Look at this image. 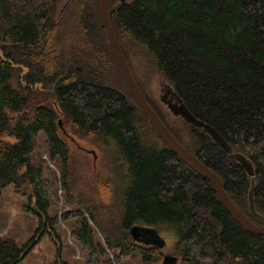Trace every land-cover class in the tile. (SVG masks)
<instances>
[{
	"label": "trees",
	"instance_id": "16d2710c",
	"mask_svg": "<svg viewBox=\"0 0 264 264\" xmlns=\"http://www.w3.org/2000/svg\"><path fill=\"white\" fill-rule=\"evenodd\" d=\"M57 1L0 0V191L29 185L40 223L56 221L38 186L41 168L31 161L33 139L42 132L61 171L63 200L73 206L62 219L79 218L77 237L91 245L96 233L98 252H111L95 264H117L137 249L141 264L162 262L161 247L133 240V225L163 227L175 239L177 264H264V234L229 215L213 183L165 144L135 104L99 0H65L60 7ZM108 2L115 4L110 21L133 76L160 74L192 115L250 161L253 176L204 128L180 116L170 123L135 76L172 135L262 225L250 214L247 194L253 178L255 210L264 216V0ZM59 118L98 149L103 173L95 182L74 165ZM27 247L0 235V264H17Z\"/></svg>",
	"mask_w": 264,
	"mask_h": 264
},
{
	"label": "rangeland",
	"instance_id": "374dc122",
	"mask_svg": "<svg viewBox=\"0 0 264 264\" xmlns=\"http://www.w3.org/2000/svg\"><path fill=\"white\" fill-rule=\"evenodd\" d=\"M64 1L58 0L57 7H60ZM108 6H111L109 2ZM106 70L108 71V67ZM135 76L140 87L166 114L169 122L179 123L176 121L178 120L176 116L170 113L167 106L159 98V94L163 93L164 85L168 84L167 81L154 71L143 73L138 71ZM110 84L113 85L112 82ZM58 121H60V127L65 125L63 131L65 130L67 133L74 165L81 170L82 175L88 181L95 182L103 173V163L98 149L90 142L73 136L69 131L68 124H63L61 118ZM33 143L31 161L41 168V176L37 179L38 186L41 187L42 194L46 199L48 215L55 218L56 221L50 226H47L46 219H44L43 224L40 223L39 209L33 202V189L29 185L14 187L9 184L1 189L0 235L12 239L20 249L28 246L25 250L26 253L22 255L17 264H60L61 262L95 264L99 259L107 258L111 252L108 250L104 254L98 252V246L102 244V241L96 233L93 234L91 245L88 240H81L77 237L75 230L79 218L62 219L63 211L69 210L73 206L63 200L59 165L49 158L42 132L36 134ZM144 227L153 230L150 226L144 225ZM44 229L47 231L43 232ZM154 230L158 233L157 236L165 242L161 247L164 255L176 256L178 262L179 257L174 254L175 239L166 234L163 227H156ZM117 264H141L139 250L137 249L130 255L123 257Z\"/></svg>",
	"mask_w": 264,
	"mask_h": 264
},
{
	"label": "water",
	"instance_id": "95a60500",
	"mask_svg": "<svg viewBox=\"0 0 264 264\" xmlns=\"http://www.w3.org/2000/svg\"><path fill=\"white\" fill-rule=\"evenodd\" d=\"M124 0H119V2H123ZM115 5V4H114ZM114 5L108 6V0H99V10L100 16L102 20V24L105 28V33L107 40L115 54L119 69L123 76V79L132 95V98L138 108L146 115L152 126L155 128L157 133L160 135L165 144L184 162H186L193 170L201 174L204 178L211 181L215 187V190L218 194V197L229 213V215L238 222L242 227H244L247 231L252 234H264V216L260 215L254 206L253 200V187L254 180L251 178L250 180V188L248 191V206L250 214L263 222L262 225H256L253 223L250 218L245 215L229 198L226 191L223 188L222 181L220 177L209 167H207L197 156L191 153L188 149H186L168 130L165 124L162 122L158 114L152 108V106L148 103L144 95L142 94L131 70L130 67L124 57V54L119 46V43L116 39L111 21L110 15L114 9ZM174 101L169 102L167 104V108L173 116H180L185 121L189 122L193 126L202 127L206 131V133L210 136V138L227 154H230L236 161H238L246 171V173L250 176H253V167L250 161L241 153L233 152L231 145L216 131L214 127H212L207 122H204L194 115H192L186 106L182 103L179 97L174 93ZM60 123V121H58ZM95 158V157H94ZM147 232V234H146ZM130 234L133 240L139 242L142 241L143 237H147L148 241L151 244L162 247L164 245V240L157 236L156 231L145 228L144 226L133 225L130 228ZM150 240V241H149ZM177 257L171 255H164L162 258V264H176Z\"/></svg>",
	"mask_w": 264,
	"mask_h": 264
},
{
	"label": "flooded vegetation",
	"instance_id": "af4514ba",
	"mask_svg": "<svg viewBox=\"0 0 264 264\" xmlns=\"http://www.w3.org/2000/svg\"><path fill=\"white\" fill-rule=\"evenodd\" d=\"M159 98H160V100L167 106V104L169 103V102H173L174 101V92H173V90L171 89V87H169V85L168 84H165L164 85V89H163V93H160L159 94ZM59 123V122H58ZM152 228V227H151ZM154 229V228H153ZM146 234H147V232H146ZM158 234V233H157ZM147 236V235H146ZM143 237V239H142V241H139V242H142V243H144V244H151L150 242H147L148 241V239H147V237ZM150 241V240H149Z\"/></svg>",
	"mask_w": 264,
	"mask_h": 264
}]
</instances>
